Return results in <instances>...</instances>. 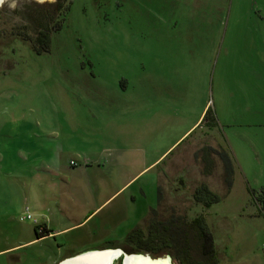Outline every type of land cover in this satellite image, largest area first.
Listing matches in <instances>:
<instances>
[{
  "label": "rangeland",
  "instance_id": "374dc122",
  "mask_svg": "<svg viewBox=\"0 0 264 264\" xmlns=\"http://www.w3.org/2000/svg\"><path fill=\"white\" fill-rule=\"evenodd\" d=\"M59 4L66 12L62 29L53 33L50 52L37 55L29 18L41 7L51 10ZM164 46L182 53L181 76L191 84L201 79L202 91L195 90L196 96L201 102L208 101V107L213 108L210 87L214 74L225 73L230 81L249 70L261 81L253 84L257 95L251 91L244 102L252 105L251 110L264 112V0H4L0 5V126L15 115L25 114L31 122L42 117L44 132L59 127L75 131L68 140L58 136L62 147L74 145L75 149L64 151H85L97 158L103 149L105 160H113L107 176L102 172L96 177L97 193L91 194L87 185L80 199L70 197L64 205L66 201L56 202V198L45 199L40 194L52 190L41 188L42 177L33 180L35 166L28 181L10 174L13 167L2 162L13 154L8 157L6 137L0 133V264H59L85 251L108 249L147 255L132 251L125 239L157 208L158 189L167 215L174 208L190 220L205 217L214 235L219 264H264V210L250 194V190L258 193L264 189V160L263 166L249 169L248 194L236 183L230 196L208 209L193 195L202 183L219 194L224 192L220 163L211 176L202 174L200 151L206 143L215 145L211 137L196 135L147 167L167 144L156 122L147 128L143 111L147 52ZM230 84L234 86L233 81ZM67 96H73L78 105L79 114L67 119L71 122H65L62 110L53 113V108L60 106L56 102L65 104ZM149 96L160 100L152 91ZM186 96L187 92L181 95L183 105ZM88 109L96 114H80ZM12 139L9 137L8 143ZM218 143L226 145L223 140ZM248 145L251 148L252 144ZM258 148H264V139ZM100 177L106 188L101 187ZM131 179L107 207L79 226L21 245L36 238L35 223H47L48 230L56 231L82 221L81 214L104 200L109 190L120 189ZM53 193L55 196L57 191ZM133 196L136 200L132 203ZM62 205L63 212L74 213L70 224L61 219L54 223ZM27 212L32 218L21 220ZM108 236L110 239H105ZM148 255L155 259L167 254ZM171 263L175 264L172 259ZM114 264H120V259Z\"/></svg>",
  "mask_w": 264,
  "mask_h": 264
},
{
  "label": "crops",
  "instance_id": "0c3cea01",
  "mask_svg": "<svg viewBox=\"0 0 264 264\" xmlns=\"http://www.w3.org/2000/svg\"><path fill=\"white\" fill-rule=\"evenodd\" d=\"M147 56V63H145L147 67L146 76L148 78L146 82L147 97L146 108L143 109L145 116H147L146 126L148 128L156 122L155 126H159L157 127L159 128V134L163 136V140L166 139L167 141V144L163 147L162 153L147 167L154 165L167 153L166 157L171 155V153L185 141H189L196 135L202 134L206 137H211L215 145L217 141L223 140L233 157L235 165L234 182L227 196H230L235 191L236 183L241 184L242 189L248 194L246 186L251 187L249 169L258 168L260 164V166H263L261 159L264 160V148H258V144L260 140L262 141L264 139H261L262 136H264V112L257 110L253 111L254 109L249 107L251 104H246L244 102V96L250 95L251 91L254 92V96H256L257 89L253 84L259 83L261 79H256L255 74H250V71L247 69L244 71L246 72L245 76H239L237 79L232 77L233 79L230 81H227L229 78L226 77L225 73L222 75L214 74L213 78H211L212 86L210 87L211 93L213 94L212 106L214 109L210 107L215 112L218 125L209 130L200 126L203 115L207 108H209L208 101L201 102L197 98L198 93H196V91H202L201 79L197 84L195 83V85L191 84V80L184 78V74L182 76L180 75L182 72L180 68L181 62L184 61L182 53H179L177 49L164 46L163 48L148 50ZM153 73H156L157 77ZM245 79L248 81H245ZM232 81L234 82V86L230 84ZM189 83L190 85L188 86ZM131 85L133 86L132 82ZM204 85L207 87L206 81ZM186 88H188V91H185ZM173 90H175V92H173ZM151 91L157 94V96H160V100H157V98L150 99L149 94ZM185 92H187V100L185 105H183V103H181V95ZM194 98H196L195 102ZM66 99L67 102L65 104H62L63 102H56L60 106L54 107L53 113L57 114L59 110H62L61 113L64 114L66 119L65 122H71L67 119L68 117L71 118L73 114H79L77 113L78 105L74 102L75 99L73 96H67ZM235 103L238 105H235ZM89 111L91 110L88 109L80 114H96ZM41 118L42 117L36 116L31 122L29 119H26L25 114L21 116L15 115L0 126V133L6 137L4 140L6 143L5 148L8 151V157L13 154V158L9 157L10 160L2 163H6L13 167L10 174L17 175V177L23 179V181L29 180L32 167L35 166L36 169L34 171L33 180L36 177H42L39 181L41 188L45 190L47 187L52 190L49 192L43 191L44 193L40 192L45 199L47 197H54L56 198V202H60L61 200L63 203L66 201L64 204L66 205L70 197L77 200L80 199L82 197L81 192L87 185L91 187H89L91 190L90 193L92 194L93 192V194H95L98 181L96 177L102 172L107 176V172L113 161L112 158L106 161L102 156L103 149L97 152V158H94L85 151H64L63 149H75L74 145L70 143L69 146L62 147L59 144L60 140L58 136L63 135L62 138L68 140L67 137L72 136L75 131L73 129L64 130L59 127L51 128L44 132L41 128L43 124ZM157 128L155 130H157ZM76 131L79 132L80 129L76 128ZM150 131L151 130H148L147 132L150 133ZM88 133H90V131ZM83 135H85V133H83ZM9 137H13L12 143H8ZM249 143L252 144L251 148L248 145ZM1 155L3 161L4 154ZM116 155H119V153ZM71 162L75 164L71 165ZM23 167H29L31 169L23 170ZM7 168H4V170L7 171ZM107 179L109 182L111 181V179L109 180V175ZM100 180L101 187L106 188L103 185L104 181L101 177ZM132 180L133 179L129 180L120 189L114 191L109 190L104 200H100L93 205L91 211H86L81 214L84 218L82 221L76 220L73 222L72 218L74 213L70 214L67 213V211L63 212L64 206L62 205V208L59 209L57 213L58 219L54 221V223H59V219H61V221L67 220L69 224L70 222L73 223L68 227L56 229V231L49 229L51 233L47 235L49 236L48 238H50V235L69 231L82 224L94 214L97 215L99 213L98 211L103 207H107L111 203L109 201ZM69 181L70 183H68ZM62 184H64V186ZM93 185H95L94 191L92 189ZM101 187L99 186L97 191H100ZM54 190L57 191L55 196L53 193ZM91 194L88 196L89 200ZM130 199L132 203L136 200L135 196ZM127 202H129V199ZM27 214L29 213L27 212L25 215ZM37 225L38 223H35V226ZM41 226L48 229L47 223L41 224ZM35 239L38 238H32L21 245L30 244ZM105 239H110V236L105 237Z\"/></svg>",
  "mask_w": 264,
  "mask_h": 264
},
{
  "label": "trees",
  "instance_id": "16d2710c",
  "mask_svg": "<svg viewBox=\"0 0 264 264\" xmlns=\"http://www.w3.org/2000/svg\"><path fill=\"white\" fill-rule=\"evenodd\" d=\"M68 10V7L66 8ZM65 10L61 5L54 9H37L36 16H30V23L34 28L32 48L37 55L48 53L51 50L52 35L62 29ZM215 112L209 107L201 120L200 126L209 130L217 127ZM198 154H196L197 158ZM203 165L202 174L211 176L217 162L221 167V182L223 194L211 190L207 184L202 183L195 191L193 198L204 208L221 202L231 191L234 182L235 165L233 157L226 146L204 144L199 156ZM250 190L254 201L264 210V189ZM162 191L158 189V206L151 209L142 225L132 229L126 236V245L134 252H145L152 256L167 254L175 264H219V254L215 244L214 235L209 229L203 215L188 219L173 208L167 215L164 208ZM165 209V210H164ZM143 228H142V227ZM37 225L34 227L38 239L49 235L50 230Z\"/></svg>",
  "mask_w": 264,
  "mask_h": 264
},
{
  "label": "bare ground",
  "instance_id": "6f19581e",
  "mask_svg": "<svg viewBox=\"0 0 264 264\" xmlns=\"http://www.w3.org/2000/svg\"><path fill=\"white\" fill-rule=\"evenodd\" d=\"M108 250L109 251L106 252L90 254L86 258L83 257L84 259L77 264H114L117 259H120V264H170L168 259L161 256L159 259H153L149 255L144 254H132L134 256L123 257L124 255L122 253L124 252L121 249ZM84 253L86 252H83L82 254Z\"/></svg>",
  "mask_w": 264,
  "mask_h": 264
},
{
  "label": "water",
  "instance_id": "95a60500",
  "mask_svg": "<svg viewBox=\"0 0 264 264\" xmlns=\"http://www.w3.org/2000/svg\"><path fill=\"white\" fill-rule=\"evenodd\" d=\"M106 251H109V250H102V251H90V252H86V253H84V254H79V255H76V256H73V257H71V258H67V259H65V260H63L62 262H60L59 264H77V263H80V261L82 260V259H84V258H86L88 255H90V254H93V253H100V252H106ZM124 256L123 257H130V256H134V255H132V254H126V253H122ZM148 255V254H147ZM84 257V258H83ZM160 258V257H159ZM159 258H157V259H159ZM164 258L165 259H168L169 260V263L170 264H172L171 263V257L169 256V255H165L164 256Z\"/></svg>",
  "mask_w": 264,
  "mask_h": 264
},
{
  "label": "built area",
  "instance_id": "2783aa9c",
  "mask_svg": "<svg viewBox=\"0 0 264 264\" xmlns=\"http://www.w3.org/2000/svg\"><path fill=\"white\" fill-rule=\"evenodd\" d=\"M72 164H74V163L72 162ZM31 218H32L31 215L27 214L25 217H22L21 220H27V219H31Z\"/></svg>",
  "mask_w": 264,
  "mask_h": 264
},
{
  "label": "clouds",
  "instance_id": "9594fccd",
  "mask_svg": "<svg viewBox=\"0 0 264 264\" xmlns=\"http://www.w3.org/2000/svg\"><path fill=\"white\" fill-rule=\"evenodd\" d=\"M4 0H0V4H3ZM13 7L15 6L14 4L12 5Z\"/></svg>",
  "mask_w": 264,
  "mask_h": 264
}]
</instances>
